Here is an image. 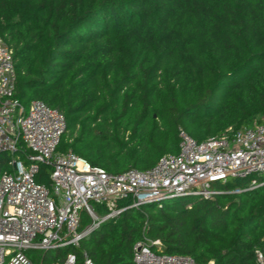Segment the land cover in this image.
<instances>
[{"label":"trees","instance_id":"trees-1","mask_svg":"<svg viewBox=\"0 0 264 264\" xmlns=\"http://www.w3.org/2000/svg\"><path fill=\"white\" fill-rule=\"evenodd\" d=\"M0 38L15 97L64 115L58 151L108 173L177 153L179 130L200 141L264 118V0H0ZM8 158L0 152V171ZM48 168L36 181L49 184ZM232 180L220 188L248 183ZM118 205L77 247L92 264H134L144 237L198 263L260 264L258 250L264 264V185Z\"/></svg>","mask_w":264,"mask_h":264},{"label":"built area","instance_id":"built-area-1","mask_svg":"<svg viewBox=\"0 0 264 264\" xmlns=\"http://www.w3.org/2000/svg\"><path fill=\"white\" fill-rule=\"evenodd\" d=\"M13 50L0 38V152L11 155L0 171V264H45L34 251L78 247L105 220L130 208L178 197L214 196L264 185V118L235 131L197 141L178 131L179 149L147 169L108 173L71 151H58L64 115L40 100L27 106L15 97ZM49 167V184L36 181ZM230 178L248 179L244 189L220 188ZM220 185V186H218ZM83 214L88 221L82 226ZM159 239L134 243V264L198 263L186 254L160 253ZM262 264V254L256 251ZM68 252L50 264H77ZM81 264H92L85 257Z\"/></svg>","mask_w":264,"mask_h":264},{"label":"rangeland","instance_id":"rangeland-1","mask_svg":"<svg viewBox=\"0 0 264 264\" xmlns=\"http://www.w3.org/2000/svg\"><path fill=\"white\" fill-rule=\"evenodd\" d=\"M9 157H11V155L9 154ZM233 178H230L228 181H233L232 180ZM220 186V185H218ZM194 197H186V200L187 201H191ZM86 217L85 214H83V219ZM101 225V224H99ZM99 227H96L93 231H91L88 235H86L85 237H88L89 235L93 234L94 232L98 231L99 230ZM144 238H147L149 240H153V239H150L148 237H144ZM158 249L159 250H162V244L160 246H158ZM68 252H72V253H75L77 256H82L83 259L85 257H88L87 255V252L84 251V250H79L77 247H68V248H65V249H60V250H50V251H44V250H39V251H34V252H31L41 258H43V262L45 264H50L51 262H53L54 260L58 259L59 258H63L65 256L66 253Z\"/></svg>","mask_w":264,"mask_h":264}]
</instances>
